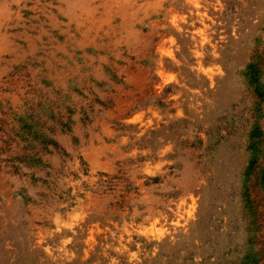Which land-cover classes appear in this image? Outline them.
Masks as SVG:
<instances>
[{
	"label": "rangeland",
	"instance_id": "1",
	"mask_svg": "<svg viewBox=\"0 0 264 264\" xmlns=\"http://www.w3.org/2000/svg\"><path fill=\"white\" fill-rule=\"evenodd\" d=\"M0 264H264V0H0Z\"/></svg>",
	"mask_w": 264,
	"mask_h": 264
}]
</instances>
